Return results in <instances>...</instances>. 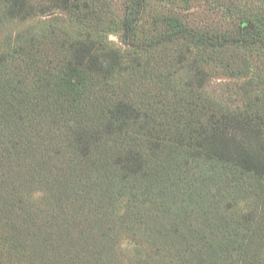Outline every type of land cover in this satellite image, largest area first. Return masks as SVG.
<instances>
[{"label":"trees","instance_id":"obj_1","mask_svg":"<svg viewBox=\"0 0 264 264\" xmlns=\"http://www.w3.org/2000/svg\"><path fill=\"white\" fill-rule=\"evenodd\" d=\"M96 3L0 0V264H264V101L232 110L173 87L160 139L146 134L155 106L106 97L167 44L228 68L225 52L253 59L264 8H232L228 33L169 15L140 38L150 0H130L122 53Z\"/></svg>","mask_w":264,"mask_h":264},{"label":"rangeland","instance_id":"obj_2","mask_svg":"<svg viewBox=\"0 0 264 264\" xmlns=\"http://www.w3.org/2000/svg\"><path fill=\"white\" fill-rule=\"evenodd\" d=\"M96 1L95 9L102 29L100 39L119 52H134L135 50L124 42L122 27L130 0ZM245 3L258 10L264 8V0H150L138 35L143 38L155 32V23L169 15L180 17L197 32L205 35L228 33L241 23L231 9H243ZM46 17L50 16L40 17V26H43L42 21L47 19ZM54 18L62 21V18L66 17L58 12L51 20ZM6 35L5 29L0 30V47L7 38ZM15 35L16 33H13V36ZM155 55L157 57L150 63L149 75L126 73L117 79V83L114 81L117 92L109 87L110 93L106 96L112 100L122 99L137 108L155 106L152 109L155 115L149 124L150 131H146L148 136L164 138L161 131L170 124L173 116L171 111L174 109L173 104L175 105L173 87L179 89L183 85L188 86L218 105L232 110L241 109L254 99L264 101V50L254 52L253 59L250 55L244 54L241 57L225 52L223 59L229 63V68L210 56H203L201 48L185 41L164 45ZM168 74L171 75L170 84L165 81ZM96 88H101V85L97 84ZM116 93L118 97L114 96Z\"/></svg>","mask_w":264,"mask_h":264}]
</instances>
